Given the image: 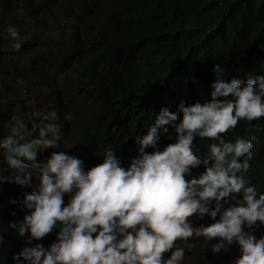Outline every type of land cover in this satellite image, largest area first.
<instances>
[{
	"label": "clouds",
	"instance_id": "clouds-1",
	"mask_svg": "<svg viewBox=\"0 0 264 264\" xmlns=\"http://www.w3.org/2000/svg\"><path fill=\"white\" fill-rule=\"evenodd\" d=\"M7 32L19 37L14 26ZM21 46L18 40L13 44L16 50ZM51 61L63 69L70 65L56 57ZM212 70L210 99L190 105L181 101L182 115L161 108L146 134L135 137L138 155L127 169L109 147L102 163L84 170L83 161L62 148L66 139L55 123V110L35 112L38 120L29 128L12 117L13 109L0 134V153L10 169L0 173V183L31 187L34 176L39 183L23 195V221L7 226L30 240L59 229L47 248L37 243L14 255L16 264L21 257L23 264H187L185 249L176 241H186L201 254L194 263L197 251H191V264H208L222 253L231 259L211 264H264V235L245 230L257 221L264 225V193L258 195L248 182V160L240 159L250 158L252 141L240 136L226 141L220 135L242 118L250 122L264 116V75L226 80L221 64ZM177 120L174 143L160 150L158 129L167 132L164 126ZM197 136L214 141L203 154L193 148ZM44 149L55 150L46 162L38 157ZM201 164L204 171L193 176L192 169ZM63 196L70 197L66 204ZM200 240L210 246L201 249Z\"/></svg>",
	"mask_w": 264,
	"mask_h": 264
},
{
	"label": "trees",
	"instance_id": "trees-1",
	"mask_svg": "<svg viewBox=\"0 0 264 264\" xmlns=\"http://www.w3.org/2000/svg\"><path fill=\"white\" fill-rule=\"evenodd\" d=\"M45 1L0 0V23L14 9L23 10L43 36L39 32L20 42L19 50L44 44L50 62L56 57L73 65L55 100V123L66 139L62 148L82 161L85 158L84 170L102 163L109 147L127 169L138 155L135 137L146 134L161 108L182 115L178 112L181 101L190 105L210 99L214 64H221L226 80L264 75V0H104L101 7H90L81 15L76 14L80 0ZM8 42L0 30V68ZM13 109L0 90V134ZM66 115L71 119L66 120ZM178 122L165 125L167 132L158 129L160 150L174 143ZM220 135L226 141L237 136L252 141L250 158L240 159L248 160L244 173L248 182L258 195L264 193V116L250 122L242 118ZM212 142V138L197 136L193 148L203 154ZM54 151L42 150L40 161L46 162ZM9 171L0 153V173ZM203 171L201 164L192 169V175ZM38 183L35 176L31 187L0 183V264H16L13 256L23 248L37 243L47 248L56 240L58 228L40 240H30L27 233L21 237L7 226L23 221L27 211L21 204L23 195ZM12 199L17 203H10ZM69 199L63 196L65 204ZM245 230L264 235L259 221ZM176 243L185 249L184 258L191 251H197L194 263L201 258L186 241ZM228 256L216 254L211 260L221 263ZM19 259L23 264V258Z\"/></svg>",
	"mask_w": 264,
	"mask_h": 264
},
{
	"label": "rangeland",
	"instance_id": "rangeland-1",
	"mask_svg": "<svg viewBox=\"0 0 264 264\" xmlns=\"http://www.w3.org/2000/svg\"><path fill=\"white\" fill-rule=\"evenodd\" d=\"M49 1L45 2L49 3ZM56 2L59 4L61 0ZM103 3L104 0H80L79 6L76 7V14L81 15L90 7L96 10ZM1 20V33L9 42L5 48L4 64L0 68V90L5 100L14 105L15 112L12 117L23 120L31 128L32 122L38 120V117L33 115L35 112L56 111L55 100L58 91L65 85V78L74 68L70 65L63 69L54 62H50L49 51L44 44L24 47L22 51L13 47L17 40L24 43L39 32V35L43 36L40 28L27 20L23 10L14 9L12 13H7V16H2ZM8 26L17 28L19 37L13 39L7 32ZM8 131L7 128L6 134ZM37 134L38 132L33 133V135ZM60 142L61 140L58 144ZM62 144L65 142L62 141ZM209 246L207 241H199L201 249ZM210 252L213 254L212 250ZM230 259L231 256H228L224 262ZM191 262L186 259L187 264Z\"/></svg>",
	"mask_w": 264,
	"mask_h": 264
},
{
	"label": "bare ground",
	"instance_id": "bare-ground-1",
	"mask_svg": "<svg viewBox=\"0 0 264 264\" xmlns=\"http://www.w3.org/2000/svg\"><path fill=\"white\" fill-rule=\"evenodd\" d=\"M83 161H86L85 158H83Z\"/></svg>",
	"mask_w": 264,
	"mask_h": 264
}]
</instances>
